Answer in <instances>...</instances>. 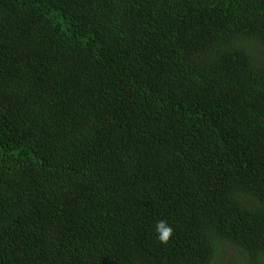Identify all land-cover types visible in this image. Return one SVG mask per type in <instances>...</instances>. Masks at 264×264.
Listing matches in <instances>:
<instances>
[{
	"label": "trees",
	"instance_id": "16d2710c",
	"mask_svg": "<svg viewBox=\"0 0 264 264\" xmlns=\"http://www.w3.org/2000/svg\"><path fill=\"white\" fill-rule=\"evenodd\" d=\"M0 264H264V0H0Z\"/></svg>",
	"mask_w": 264,
	"mask_h": 264
},
{
	"label": "clouds",
	"instance_id": "9594fccd",
	"mask_svg": "<svg viewBox=\"0 0 264 264\" xmlns=\"http://www.w3.org/2000/svg\"><path fill=\"white\" fill-rule=\"evenodd\" d=\"M173 228L165 220H159L156 224L158 239L162 243H167L173 234Z\"/></svg>",
	"mask_w": 264,
	"mask_h": 264
}]
</instances>
